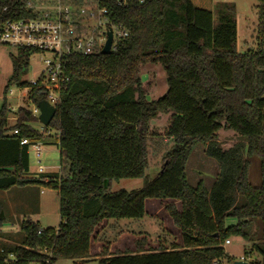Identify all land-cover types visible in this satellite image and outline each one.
<instances>
[{"label": "trees", "instance_id": "obj_1", "mask_svg": "<svg viewBox=\"0 0 264 264\" xmlns=\"http://www.w3.org/2000/svg\"><path fill=\"white\" fill-rule=\"evenodd\" d=\"M256 1V49L245 52L236 51L232 3L214 6V22L212 0H128L124 7L110 1L112 20L129 34L109 54L67 57L69 80L48 125L59 134L62 172L43 185L57 190L61 222L40 233L36 222H22L20 244L4 246L0 264H47L44 248L51 251L48 264L58 258L74 264H232L223 245L231 237L241 238L244 250L251 245L245 260L255 252L260 258L250 264H264V0ZM15 2L0 0V23ZM29 55L26 49L12 55L8 84L28 85L20 75ZM149 62L163 66L167 82L166 92L151 100L141 79ZM30 93L33 101L44 98L35 88ZM6 106L0 105V190L41 185L23 177L29 146L19 142L40 136L28 125L38 118L20 106L9 126ZM162 113L168 121L157 131L149 122ZM222 131L239 139L224 148ZM165 141L172 144L148 178L149 145ZM198 144L217 166L210 186L203 178L195 184L187 178V161ZM253 157L259 160L257 185L248 177ZM137 177L144 178L140 189L110 190L112 181ZM154 204L178 244L125 230L111 241L100 238L111 220H141L158 209ZM226 217L236 223L226 225ZM2 221L0 210V227ZM9 253L14 258L4 261Z\"/></svg>", "mask_w": 264, "mask_h": 264}, {"label": "rangeland", "instance_id": "obj_2", "mask_svg": "<svg viewBox=\"0 0 264 264\" xmlns=\"http://www.w3.org/2000/svg\"><path fill=\"white\" fill-rule=\"evenodd\" d=\"M229 2L235 6V19H236V42L235 47L238 52H245L246 50L256 49V24H257V1L256 0H212L213 4V20L216 22V13L214 6L220 2ZM16 52L15 49L8 46H0V105L5 101L7 106L6 119L9 126H12L17 120L18 108L22 106L26 101L21 98L24 93L23 88L18 87V83L12 82L8 84V79L12 73L11 58ZM41 63L38 54H32L30 56L27 70L20 75V80L31 81L39 77L41 72ZM141 79L145 82V91L148 99H157L162 96L167 89L166 74L164 68L158 63H145L141 67ZM8 86V90L5 92V87ZM11 91V94L9 93ZM168 121V114H159L156 118L150 120L149 125L151 128H156L157 131L166 126ZM33 132L43 133L34 137L42 145L41 156L38 157L35 150L30 146L28 148L29 158V172L30 178L26 175L24 178L37 179L41 181L39 184L27 185L24 189L22 187H14L6 192L0 191V208L4 211L5 218L2 221L0 229V248L4 246L14 245L17 243L23 233L20 229V221L27 219V217L37 220L33 217L36 210V204L39 199L42 202L39 211V222L37 223L41 228H57L61 222L59 213V197L56 189L48 187L44 184H48L49 181L56 177V174L62 172L59 155V134L56 128L46 126L45 130L42 129V124L38 120L28 122ZM239 138L231 131H222L219 133L218 140L222 143L224 148L229 147ZM172 142L165 141L158 146L149 145V157L148 165L145 169V176L153 178L160 170L162 158L165 151L171 146ZM40 160V162H39ZM258 158L253 157L251 159V166L249 168L248 177L252 185L259 183V168ZM44 168L46 174H37L38 165ZM216 163L213 159L209 158L204 152V146L198 144L194 152L189 156L186 165V174L189 182L195 184L199 179L203 178L207 186H210L214 176L216 174ZM44 177H48V181L44 180ZM144 178H123L117 181H112L110 190L118 191L125 189L127 191L140 189L143 185ZM25 200L27 202H25ZM24 205L26 206L24 208ZM155 209L158 207L152 205ZM159 209V208H158ZM151 211V216L142 218L141 220L121 219L118 221H110V224L101 233L100 238L104 240H114L120 231L129 230L131 232H145L148 233L151 238L156 239L158 237L165 238L166 227L162 226V218L166 217L162 211ZM226 225H229V220L232 217H226ZM234 219V218H233ZM168 221H165V224ZM164 224V225H165ZM169 226V225H168ZM164 228V229H163ZM6 236V237H5ZM167 238V237H166ZM16 239V240H15ZM242 242V243H241ZM247 248L251 245L247 243ZM224 249L230 255H243L245 244L239 237H231V242L225 244L223 242ZM255 252H252L246 258V262L252 263L259 259ZM225 262V261H223ZM31 264H38L37 262H31ZM53 264H74L69 259L58 258ZM82 264H98L96 260H90ZM225 264V263H223ZM231 264V263H230Z\"/></svg>", "mask_w": 264, "mask_h": 264}, {"label": "built area", "instance_id": "obj_3", "mask_svg": "<svg viewBox=\"0 0 264 264\" xmlns=\"http://www.w3.org/2000/svg\"><path fill=\"white\" fill-rule=\"evenodd\" d=\"M110 1L124 7L128 0H16L11 16L0 23V46L15 50L26 49L30 52L28 62L32 54H38L42 62L39 77L27 81V86H18L24 90L21 98L26 102L22 106L33 116L38 118V102L41 100L57 108L61 93L69 80L65 67L69 55L101 52L108 32H111V50H114L122 38L128 36V28L123 23L112 20L108 6ZM4 10L8 8L4 7ZM34 88L44 98L33 101L30 92ZM45 128L42 124V129ZM38 133L43 136V133ZM9 134L15 136L18 130L13 129ZM19 142L21 145L32 146L36 155L41 156L42 145L36 139L23 137ZM37 174H46L40 164ZM47 179L48 177H44L45 181ZM230 242L226 239L224 243ZM40 252L48 255L45 259L48 264L51 251L44 248ZM13 258V254L9 253L3 260ZM239 259L246 261L243 256Z\"/></svg>", "mask_w": 264, "mask_h": 264}, {"label": "water", "instance_id": "obj_4", "mask_svg": "<svg viewBox=\"0 0 264 264\" xmlns=\"http://www.w3.org/2000/svg\"><path fill=\"white\" fill-rule=\"evenodd\" d=\"M110 52H111V32H108V38L101 50V53L109 54ZM38 107L40 111L38 115L39 122L44 126H48L53 116L56 113V108L52 107L48 102L44 100L38 102ZM232 264H250V263L238 259V260H234Z\"/></svg>", "mask_w": 264, "mask_h": 264}, {"label": "crops", "instance_id": "obj_5", "mask_svg": "<svg viewBox=\"0 0 264 264\" xmlns=\"http://www.w3.org/2000/svg\"><path fill=\"white\" fill-rule=\"evenodd\" d=\"M29 159V158H28ZM8 168H12V167H8ZM31 173L28 171V173L27 174H24L23 175V177H25L26 175L30 178V176H32V175H30ZM42 175H44V174H42ZM32 185L33 184H36V183H31ZM30 183L29 184H26V185H23V186H18V187H22V188H26L27 187V185H31ZM40 185V184H39ZM16 187V186H15ZM14 187H11V188H9V189H13ZM9 189H6V190H2L3 192H6V191H8ZM1 191V190H0ZM25 202H27L26 200H25ZM41 204H42V202H40L39 201V199H38V201H37V204H36V210L38 209V212H35L34 214H33V217H35V218H37V220L35 221V220H33V219H31V218H29V217H27V219H24V220H22V221H20V228H21V223L22 222H24V221H26V220H31V221H34V222H36V223H38L39 222V216H40V214H39V211H40V206H41ZM26 206L24 205V208H25ZM0 210H1V212H2V214H3V220H4V218H5V215H4V211L0 208ZM162 211V209H157L155 212H158V211ZM227 221V218H225V222ZM160 223H162V221H160ZM234 223H236V219L234 218L233 219V217H232V219H230L229 220V225L230 224H234ZM226 224V223H225ZM0 229H1V227H0ZM164 229V228H163ZM125 230V229H124ZM125 231H129V230H125ZM169 231V232H168ZM168 231H163V234H165L166 235V237L165 238H163V239H165V241L167 242V244H170V243H172V242H174L175 244H178L177 242H176V240L174 239V236H173V234H171V232H170V229L168 230ZM6 237V236H5ZM162 238V237H161ZM153 239V238H152ZM240 239V241H241V238H239ZM16 240V239H15ZM21 240H22V237H21V239L17 242V243H15V244H20V242H21ZM242 243V242H241ZM2 249V247L0 248V250ZM229 254V253H228ZM230 255V254H229ZM231 257H233L234 258V260H238L239 258H240V256L241 255H239L238 257L236 256V255H230ZM223 261H225V262H223ZM223 263H225V264H230V263H228L226 260H221V262L219 263V264H223Z\"/></svg>", "mask_w": 264, "mask_h": 264}]
</instances>
